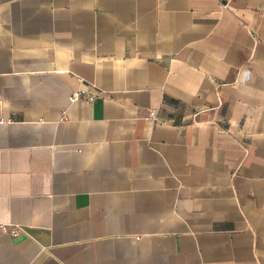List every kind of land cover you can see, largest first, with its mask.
Instances as JSON below:
<instances>
[{"label": "crops", "instance_id": "0c3cea01", "mask_svg": "<svg viewBox=\"0 0 264 264\" xmlns=\"http://www.w3.org/2000/svg\"><path fill=\"white\" fill-rule=\"evenodd\" d=\"M0 264H264V0H0Z\"/></svg>", "mask_w": 264, "mask_h": 264}, {"label": "built area", "instance_id": "2783aa9c", "mask_svg": "<svg viewBox=\"0 0 264 264\" xmlns=\"http://www.w3.org/2000/svg\"><path fill=\"white\" fill-rule=\"evenodd\" d=\"M94 98H95V93H92V94L88 93L87 90H84V89L76 90L75 92H73V94L70 97L71 101L84 100L87 102L92 101ZM6 226H7L6 224L2 225L4 229L6 228ZM18 231H19L18 227L11 228V234L13 236H17Z\"/></svg>", "mask_w": 264, "mask_h": 264}]
</instances>
